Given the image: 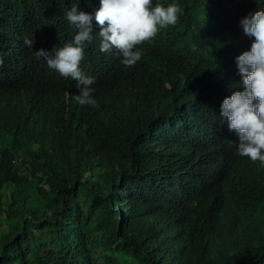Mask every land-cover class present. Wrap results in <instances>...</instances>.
<instances>
[{"label":"trees","instance_id":"trees-1","mask_svg":"<svg viewBox=\"0 0 264 264\" xmlns=\"http://www.w3.org/2000/svg\"><path fill=\"white\" fill-rule=\"evenodd\" d=\"M74 2L0 0V264H264V167L219 117L251 42L239 20L259 5L177 0L131 67L99 51L93 21L91 108L32 53L71 40Z\"/></svg>","mask_w":264,"mask_h":264},{"label":"clouds","instance_id":"clouds-1","mask_svg":"<svg viewBox=\"0 0 264 264\" xmlns=\"http://www.w3.org/2000/svg\"><path fill=\"white\" fill-rule=\"evenodd\" d=\"M239 20V26L251 42L247 50L234 57L240 77L232 91L219 105L221 123H226L236 154L264 167V0ZM182 12L177 0L154 3L153 0H99L92 13L78 9V0L65 9L64 19L72 29L71 40L49 50L32 51L43 68L59 74L57 80L75 81L77 94L72 99L81 106L99 107L93 93L95 77L85 74L80 64L86 44L93 42V21L99 27V51L118 54L117 64L131 67L139 62L149 42L162 29L174 26ZM33 32L23 36V44L32 49ZM170 86V85H169ZM225 124V125H226ZM235 138V139H234Z\"/></svg>","mask_w":264,"mask_h":264}]
</instances>
